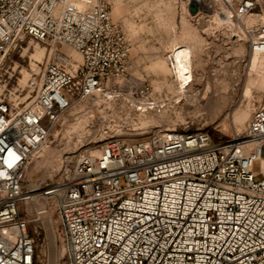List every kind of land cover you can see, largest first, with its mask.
<instances>
[{
    "label": "built area",
    "instance_id": "1",
    "mask_svg": "<svg viewBox=\"0 0 264 264\" xmlns=\"http://www.w3.org/2000/svg\"><path fill=\"white\" fill-rule=\"evenodd\" d=\"M204 4L194 15L215 10L242 23L236 35L264 55V0ZM111 8L0 0V56L24 37L47 49L29 102L0 95V264H45L44 227L58 232L64 264H264V98L241 136L160 126L135 142L110 137L66 158L56 181L24 191L32 156L76 105L103 97L135 116L171 106L166 91L128 75L132 44Z\"/></svg>",
    "mask_w": 264,
    "mask_h": 264
},
{
    "label": "rangeland",
    "instance_id": "2",
    "mask_svg": "<svg viewBox=\"0 0 264 264\" xmlns=\"http://www.w3.org/2000/svg\"><path fill=\"white\" fill-rule=\"evenodd\" d=\"M110 1L114 22L132 44L128 75L150 83L156 95L166 91L163 99L171 106L158 114L135 116L128 114L121 104L103 97L76 105L56 124L46 144L32 156L25 170L24 191L56 181L66 158L72 160L79 150H96L110 137H124L135 142L160 126L178 130L208 127L226 136H241L254 109L264 98V59L254 67L251 62L257 54L252 53L238 35L232 37L236 33L234 29L242 23L231 19L233 26L226 18L218 17L215 10L191 14L187 0ZM172 42L191 47L196 71L188 95L181 102L167 63L165 45ZM45 47L24 37L10 56H0V95L14 98L19 104L32 99L35 93L30 82L39 77L47 58L36 61L35 55ZM184 103L190 106L183 107ZM20 210L26 216L30 206L21 202ZM36 224L31 223V228ZM39 236V250L45 264H64L58 232L50 234L44 227Z\"/></svg>",
    "mask_w": 264,
    "mask_h": 264
},
{
    "label": "bare ground",
    "instance_id": "3",
    "mask_svg": "<svg viewBox=\"0 0 264 264\" xmlns=\"http://www.w3.org/2000/svg\"><path fill=\"white\" fill-rule=\"evenodd\" d=\"M199 14H201V13H199ZM199 14H197V15H199ZM217 16L218 17L221 16L224 19L226 18L225 20H229L231 25H233V26L235 25L233 22H231V18L227 17L226 15L221 14V15H217ZM246 22L248 25H251L253 22V17H248L246 19ZM238 27H240V26L238 25ZM236 34L237 33H233L232 37H234ZM23 39L24 38H22L21 40H23ZM45 49L40 48L37 51V54L35 55L36 61H41L45 56H47L46 55L47 49H46V51H45ZM165 49L168 52H171L172 63L171 62H167V63H168V68L170 69V71H171L172 75L174 76L175 81L177 83V87L179 89V97H180L179 101L181 102L183 97L188 95V87L190 86V84H192V82L194 81V78H195L193 52H192L191 47H189L188 45L179 44L177 42H172V43L166 44ZM254 54H257V55L252 60L251 64L254 67H258L259 64L261 63V60L264 59V55L260 54L258 52H254ZM72 57L77 62H78V60H81L80 54L76 51L74 52ZM189 104L184 103L182 106L183 107H189L190 106ZM174 129L175 128H172V130H174ZM34 191H36V189L31 190V192H34Z\"/></svg>",
    "mask_w": 264,
    "mask_h": 264
},
{
    "label": "water",
    "instance_id": "4",
    "mask_svg": "<svg viewBox=\"0 0 264 264\" xmlns=\"http://www.w3.org/2000/svg\"><path fill=\"white\" fill-rule=\"evenodd\" d=\"M200 7H205L204 0H191L188 9L191 14H195Z\"/></svg>",
    "mask_w": 264,
    "mask_h": 264
}]
</instances>
